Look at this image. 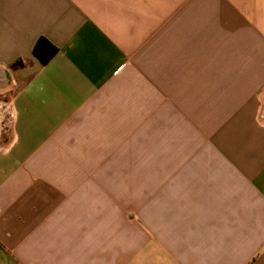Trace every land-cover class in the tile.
I'll return each instance as SVG.
<instances>
[{
    "label": "crops",
    "instance_id": "crops-1",
    "mask_svg": "<svg viewBox=\"0 0 264 264\" xmlns=\"http://www.w3.org/2000/svg\"><path fill=\"white\" fill-rule=\"evenodd\" d=\"M3 101L0 264H264V0H0Z\"/></svg>",
    "mask_w": 264,
    "mask_h": 264
},
{
    "label": "rangeland",
    "instance_id": "rangeland-1",
    "mask_svg": "<svg viewBox=\"0 0 264 264\" xmlns=\"http://www.w3.org/2000/svg\"><path fill=\"white\" fill-rule=\"evenodd\" d=\"M5 100H9L10 96L4 97ZM3 98V99H4ZM13 123V115L9 107L8 101H3L0 103V142L2 146L8 143L11 127Z\"/></svg>",
    "mask_w": 264,
    "mask_h": 264
},
{
    "label": "trees",
    "instance_id": "trees-1",
    "mask_svg": "<svg viewBox=\"0 0 264 264\" xmlns=\"http://www.w3.org/2000/svg\"><path fill=\"white\" fill-rule=\"evenodd\" d=\"M46 41H40L35 47V55L42 61L47 63L55 54V49H49Z\"/></svg>",
    "mask_w": 264,
    "mask_h": 264
}]
</instances>
